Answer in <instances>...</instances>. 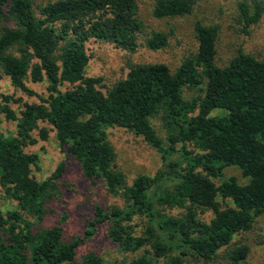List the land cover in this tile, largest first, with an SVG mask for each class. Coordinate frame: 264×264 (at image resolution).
<instances>
[{
	"label": "trees",
	"instance_id": "obj_1",
	"mask_svg": "<svg viewBox=\"0 0 264 264\" xmlns=\"http://www.w3.org/2000/svg\"><path fill=\"white\" fill-rule=\"evenodd\" d=\"M151 1L154 19L190 15L195 3ZM237 8L242 32L249 34L264 15V0H241ZM145 29L139 0H54L36 8L33 0H0V72L12 87L38 99L23 103L16 115L9 103L20 99L1 95L0 117L16 127L13 135L0 130V186L16 209H0V264H104L94 254L77 260L82 239L66 241L61 226L40 227L46 203L60 193L66 159L85 180L101 182L124 200L122 208L108 211L94 206L85 235L108 224L107 238L117 251L136 254L128 264H183L187 258L216 264L219 257L245 264L248 246L232 241L264 214V61L238 49L218 66V27L196 20V51L174 70L163 63L129 62L125 76L109 87L101 77L85 75L88 40L129 53L167 46L165 32ZM29 81L45 82L46 96L29 89ZM192 88L203 93L184 99V90ZM153 118L167 128L165 142ZM40 122L50 127L63 160L49 177L36 180L31 173L38 155L25 147L37 142L31 132ZM112 127L141 137L164 167L128 184L114 167L107 139ZM47 135L46 128L39 129L41 139ZM229 167L246 182L222 180ZM166 208L184 211L170 215ZM205 212L212 214L207 222L199 217ZM136 217L146 221L141 232L133 224Z\"/></svg>",
	"mask_w": 264,
	"mask_h": 264
},
{
	"label": "rangeland",
	"instance_id": "obj_2",
	"mask_svg": "<svg viewBox=\"0 0 264 264\" xmlns=\"http://www.w3.org/2000/svg\"><path fill=\"white\" fill-rule=\"evenodd\" d=\"M54 0H33L34 7ZM241 0H195L193 12L190 15L173 19H154L151 16L153 2L151 0H139V16L146 26L145 33L150 31H163L168 35V44L160 50H148L138 48L133 53L115 47L112 44L95 42L92 39L85 43L86 53L89 56L85 75L101 77L104 87L113 85L122 79L128 68V63H163L174 70L186 56L195 53L197 43L194 37L193 26L196 20L205 25H216L218 35L216 40L215 61L218 66H224L241 49L264 61V15L261 20L249 28V34L242 32L239 21L237 2ZM251 4L252 0H247ZM29 89L42 97L46 96L45 82H26ZM67 86L61 87L64 90ZM198 88L185 89L184 99L190 100L202 94ZM1 95H9L14 99H20V103L10 102L11 109L18 115L23 108V103H37L36 96H30L20 89L11 86L7 77L0 72V100ZM151 124L159 137L165 142L167 128L164 123L157 119H151ZM16 122L0 117V130L4 135H13ZM48 130L47 139L39 137V129ZM36 143L25 147V151L34 152L38 155V165L32 167V177L36 180L46 179L62 162L63 156L57 142L46 123H38V128L31 132ZM107 139L115 153L114 167L122 172L128 184L138 175L153 177L164 163L161 155L150 147L143 139L133 133L118 127L107 129ZM174 158V157H173ZM65 170L59 179L60 193L46 203V214L40 223L42 228H50L59 225L63 229V238L70 241L80 238L76 259L80 260L87 254H94L101 258L104 264H128L136 257V254H121L113 243L107 238L109 225L97 227L94 235L86 236L90 220H92L94 206H100L108 211L117 206L122 208L124 200L119 195H112L106 191L99 181L92 183L82 177L79 166L73 160H65ZM234 178L243 183L246 180L240 172L229 167L223 171L222 180ZM216 184L218 180H214ZM170 189L171 183L164 189ZM163 190V189H162ZM163 191H160L161 193ZM161 209L160 206H157ZM0 209L3 213L16 209V201L9 198L2 186H0ZM184 210L181 208H166L165 212L170 215H179ZM200 218L209 221L211 212L199 215ZM138 232H141L146 221L136 217L133 221ZM234 244L243 243L248 246L249 252L245 264H264V214L257 217L251 230L243 232L232 241ZM222 252V251H221ZM173 253L172 255H176ZM158 264H166L161 260ZM183 264H205L201 261L185 259ZM208 264V263H206ZM216 264H227L221 257Z\"/></svg>",
	"mask_w": 264,
	"mask_h": 264
}]
</instances>
